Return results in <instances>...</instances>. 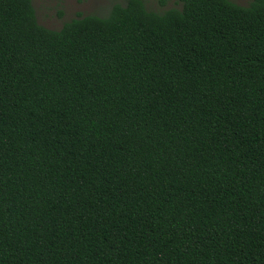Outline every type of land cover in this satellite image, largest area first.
Here are the masks:
<instances>
[{"label":"trees","instance_id":"trees-1","mask_svg":"<svg viewBox=\"0 0 264 264\" xmlns=\"http://www.w3.org/2000/svg\"><path fill=\"white\" fill-rule=\"evenodd\" d=\"M180 1L0 0V264H264V0Z\"/></svg>","mask_w":264,"mask_h":264},{"label":"rangeland","instance_id":"rangeland-1","mask_svg":"<svg viewBox=\"0 0 264 264\" xmlns=\"http://www.w3.org/2000/svg\"><path fill=\"white\" fill-rule=\"evenodd\" d=\"M38 21L46 27L59 29L63 23L82 14L106 15L115 3L127 0H32ZM239 4H248L250 0H233ZM148 9L163 11L171 7H180V0H144Z\"/></svg>","mask_w":264,"mask_h":264}]
</instances>
